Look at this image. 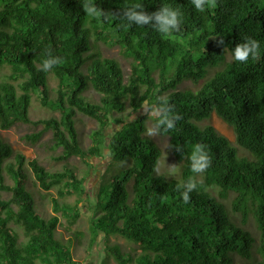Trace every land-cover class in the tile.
<instances>
[{
	"label": "trees",
	"instance_id": "1",
	"mask_svg": "<svg viewBox=\"0 0 264 264\" xmlns=\"http://www.w3.org/2000/svg\"><path fill=\"white\" fill-rule=\"evenodd\" d=\"M93 2L111 13L107 21L88 17L84 0H0V128L19 121L43 124L23 139L35 144L51 129L53 147H61L54 159L63 162L62 169L50 170L38 158L27 160L15 152L0 135V264H80L56 235L59 214L74 223L87 195L85 176L68 159L101 157L104 148L113 160L128 164L98 188L100 213L91 218L90 248L102 232L107 239L119 234L137 245L132 254L106 242L107 257L118 264H264V0H217L215 8L203 12L191 0ZM135 3L149 13L164 4L178 8L180 30L163 35L150 25L124 27L128 22L116 13ZM220 37L223 45L217 43ZM244 37L259 41V60L233 59L232 50ZM99 41L118 45L132 58L127 81L119 61L103 56ZM46 49L63 63L38 71ZM217 66L222 67L200 89L178 88L185 80L199 83ZM51 78L58 81L54 98ZM90 89L99 93L97 101L86 96ZM34 91L61 116L31 118ZM161 96L183 117L175 129L161 131L180 163L179 178L153 171L162 149L146 134L149 115L130 118ZM77 111L97 121L86 149L75 123ZM213 113L232 126L237 145L214 126L201 124ZM112 123L117 127L106 135ZM196 143L206 145L212 163L195 176L197 189L184 203L176 184L195 175L189 156ZM26 164L43 190L56 188L48 216L37 211L26 187ZM70 195L77 197L74 203L66 201ZM251 218L258 238L248 228ZM14 225L22 228L24 240Z\"/></svg>",
	"mask_w": 264,
	"mask_h": 264
},
{
	"label": "rangeland",
	"instance_id": "2",
	"mask_svg": "<svg viewBox=\"0 0 264 264\" xmlns=\"http://www.w3.org/2000/svg\"><path fill=\"white\" fill-rule=\"evenodd\" d=\"M98 48L102 52L103 56L113 57L117 59L121 65L123 75L125 81H127L128 76L131 73L133 60L130 57H126L121 51L120 47L116 44L105 43L103 41H99L97 43ZM231 59V55L228 54L227 60ZM222 66L210 67L208 69V73L206 77L199 81V83H194L191 80H185L181 84H179V89L191 88L194 90H198L201 88L203 83L210 79L214 73L219 70ZM57 79H50V86L52 88L51 97L54 98L56 95L55 87L57 86ZM86 96L90 97V99L97 101L99 99V93L94 89H90L86 92ZM130 110L128 106L123 114H127ZM139 113H144L141 109L139 112L134 113L130 116V118L135 117ZM30 117L33 119H43L48 117H60L61 112L59 110H53L48 106H45L40 98V95L37 91L32 93L31 104L29 108ZM75 123L79 133V137L81 139V143L83 147L86 149L92 145V136L91 133L93 130L97 128V121L81 112L76 113L75 115ZM154 123V119L149 115L147 120V128L151 127ZM204 125H212L219 132L227 136L232 143L237 145L235 140V133L228 123H226L222 118H220L217 114L213 113L211 118L205 120L201 123ZM43 124L34 125L32 123H25L22 121L17 122L9 128L2 129L0 128V135L7 140L13 147L15 152H21L25 155L26 159L38 158L41 163L50 170H58L62 169L63 162L57 161L54 159V156L58 155L61 151V147L54 148L52 141V130L47 129L43 131V134L40 140L33 144L27 142L23 139V136L27 133L37 132L43 129ZM117 127V124L112 123V125L106 129L105 133L108 135L112 132L114 128ZM162 149V157L159 165L162 166V171H166L168 165H173L175 176L179 178L180 176V163H178L171 152V147L169 144L168 135L159 134L155 137H151ZM103 156H89L87 160L81 159L79 156H71L68 159V162L72 165H75L78 174L80 176H85V184L87 188V195H84L83 200L79 203L80 208V216L76 219L74 223H69L67 218L62 214L60 216V224L58 225L56 235L57 237L64 239L69 247L72 250L73 258L80 262V264H102V261L107 254L105 252V244L106 242L119 244L121 248L127 252L132 254H136L139 249L135 243L131 240L125 238L122 235L114 234L110 235L109 239L105 237V235L101 232L98 235L97 241L94 246L90 248V222L91 218L94 215H98L100 213V209L95 204L96 202V193L101 182L105 179H109L114 173H116L120 168L126 166L128 162L118 163L113 160L109 153L108 149H103ZM14 161V160H13ZM26 168L27 173V181L26 187L33 194L35 199V206L37 211L41 213L42 216H48L52 211V202L50 201L51 195H57L56 188H52L49 191L43 190L38 182L35 179V176L30 169V167L26 164L24 167ZM171 177V176H169ZM7 182L10 184L13 183V178L10 174H7ZM4 197L9 198L11 196V192L2 191ZM75 195H70L66 197V201L74 203L76 200ZM17 232L20 234L21 239H25V235L20 226L14 225ZM248 228L252 231V233L258 238L259 229L257 228L255 221L251 218L248 223ZM257 257L258 254H257ZM109 260L107 264H118L116 259L109 255L107 257Z\"/></svg>",
	"mask_w": 264,
	"mask_h": 264
},
{
	"label": "clouds",
	"instance_id": "3",
	"mask_svg": "<svg viewBox=\"0 0 264 264\" xmlns=\"http://www.w3.org/2000/svg\"><path fill=\"white\" fill-rule=\"evenodd\" d=\"M195 9L199 12L208 9L215 8L217 6V0H191ZM85 14L93 19H103L107 21L110 18L111 13L98 7L93 0H84L82 4ZM121 16L128 23L123 25L124 27H130L131 25L146 26L150 25L157 32L163 35H169L173 32H178L182 23V13L178 8H173L171 5L164 4L158 10L154 12H147L144 10V5L135 3L125 8L120 13H116ZM219 45L224 44L223 37L217 41ZM233 51V59L241 63H247L249 58L252 60H259L260 58V43L254 38L244 37L242 42L237 43ZM46 58L42 61L38 71L48 72L53 66L63 63V58L59 56H53L50 49L45 50ZM158 103L149 104L145 102L141 107L146 115H150L154 119V123L151 127L147 128L146 134L150 137H155L161 134L169 132L175 129L176 122L183 119V117L174 111V106L168 103L166 96L158 97ZM176 150L180 151L181 146H176ZM190 171L195 174L189 176L187 180H181L176 184V190L180 193V196L184 203H188L191 200V193L197 189L196 175L203 174L211 166V158L206 151V145L202 143H196L193 145V150L189 156ZM153 171L158 176L174 177L175 172L173 165H168L166 171H162V166L157 163L153 166Z\"/></svg>",
	"mask_w": 264,
	"mask_h": 264
}]
</instances>
